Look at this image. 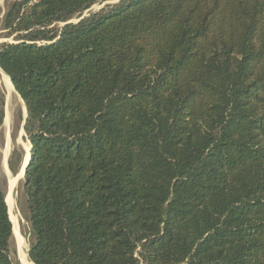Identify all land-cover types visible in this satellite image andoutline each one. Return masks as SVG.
Returning <instances> with one entry per match:
<instances>
[{
    "label": "trees",
    "instance_id": "obj_1",
    "mask_svg": "<svg viewBox=\"0 0 264 264\" xmlns=\"http://www.w3.org/2000/svg\"><path fill=\"white\" fill-rule=\"evenodd\" d=\"M99 1L5 13L29 259L264 264V0ZM12 233L0 188V264Z\"/></svg>",
    "mask_w": 264,
    "mask_h": 264
},
{
    "label": "rangeland",
    "instance_id": "obj_2",
    "mask_svg": "<svg viewBox=\"0 0 264 264\" xmlns=\"http://www.w3.org/2000/svg\"><path fill=\"white\" fill-rule=\"evenodd\" d=\"M11 0H0V44L4 41H12V36L7 35V30L4 28V17ZM118 0H103L93 4L87 11H95L108 4L116 3ZM6 86V87H5ZM0 91L3 94L4 100V117L8 107L9 120L7 125L4 124V119L0 125V188L5 193V200L8 206L9 216L13 225V233L10 240V257L16 264H25L24 253L28 255V250L32 240L28 222L24 218L25 196L22 191L23 174L20 173V167L23 158L26 157L27 151L30 148L29 142L24 137L22 130V121L24 117V104L18 93L9 90L3 81L0 73ZM8 99V100H7ZM17 150L21 155L20 162L14 159V171L9 167V160L13 150ZM5 158V159H4ZM3 159L5 161H3ZM19 176V177H17ZM10 178H14L13 187L10 188ZM11 189L10 200L7 195ZM24 261V262H23ZM28 264H33L28 263Z\"/></svg>",
    "mask_w": 264,
    "mask_h": 264
},
{
    "label": "bare ground",
    "instance_id": "obj_3",
    "mask_svg": "<svg viewBox=\"0 0 264 264\" xmlns=\"http://www.w3.org/2000/svg\"><path fill=\"white\" fill-rule=\"evenodd\" d=\"M0 73H1V77H2V79H3V81L5 82V84L7 85V87H8V89L9 90H13V85H12V83H11V81H10V78L0 69ZM6 87V86H5ZM8 100V99H7ZM9 118V112H8V107L6 108V111H5V117H4V124L5 125H7V123H8V119ZM28 156H29V149H28V151H27V154H26V157H24L23 159H24V161L28 158ZM5 159V158H4ZM3 159V161H5ZM19 174H21L22 175V169L20 170V173ZM17 177H19V176H17ZM13 182H14V178H10V188L12 189V187H13ZM11 189L9 190V192H8V195H7V199H8V201H12V200H10V194H11ZM7 201V200H6ZM24 257H25V259L26 260H24L25 261V264H28V263H31V260L29 259V256L27 255V254H25L24 253ZM23 261V262H24Z\"/></svg>",
    "mask_w": 264,
    "mask_h": 264
},
{
    "label": "water",
    "instance_id": "obj_4",
    "mask_svg": "<svg viewBox=\"0 0 264 264\" xmlns=\"http://www.w3.org/2000/svg\"><path fill=\"white\" fill-rule=\"evenodd\" d=\"M87 11V10H86ZM85 14H83L80 18H82L83 16H84ZM70 21H72V20H70ZM69 21V22H70ZM19 95V94H18ZM19 97H20V95H19ZM21 98V97H20ZM22 100V99H21ZM23 101V100H22ZM23 104H24V102H23ZM24 109H25V113H24V117H23V121H22V130H23V125H24V123H25V119H26V116H27V112H26V107H25V104H24ZM30 149H31V146H30V148H29V156H28V158L24 161L23 160V162H22V164H21V167H20V169H22V174H24V171H25V168H26V166H27V164H28V161H29V159H30ZM6 201V200H5ZM10 217V216H9ZM11 220V219H10Z\"/></svg>",
    "mask_w": 264,
    "mask_h": 264
}]
</instances>
